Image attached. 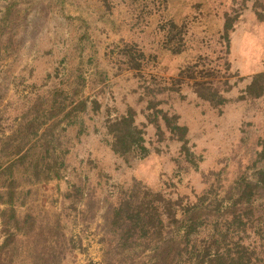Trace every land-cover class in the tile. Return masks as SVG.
Here are the masks:
<instances>
[{"label": "rangeland", "instance_id": "obj_1", "mask_svg": "<svg viewBox=\"0 0 264 264\" xmlns=\"http://www.w3.org/2000/svg\"><path fill=\"white\" fill-rule=\"evenodd\" d=\"M172 22L181 52L166 45ZM3 23L0 165L19 145L50 149L41 160L50 172L56 156L64 162L59 178L25 172L31 158L15 170L19 213L52 225L60 217L70 244L62 264L102 262L107 199L132 188L183 203L206 191L223 199L264 163V95L246 91L264 72V0H0ZM141 51L142 65L130 68L128 55ZM192 65L223 102L199 97L188 76L178 82ZM81 99L86 109L69 114ZM129 109L147 151L120 156L106 125ZM161 110L188 127L186 142L172 138ZM8 178L0 177V199Z\"/></svg>", "mask_w": 264, "mask_h": 264}, {"label": "trees", "instance_id": "obj_2", "mask_svg": "<svg viewBox=\"0 0 264 264\" xmlns=\"http://www.w3.org/2000/svg\"><path fill=\"white\" fill-rule=\"evenodd\" d=\"M170 24L166 45H177L175 50L179 52L182 43L174 33L177 25ZM3 25H0V37ZM141 52L138 57L128 55L130 68L142 65L145 54ZM187 71L191 74H185ZM179 76L178 82L186 76L194 80L193 88L199 97L216 105L225 100L211 82L195 76L193 65L180 71ZM246 91L252 98L264 95V72L252 77ZM75 103L69 114L87 107L86 99ZM64 109L62 105L61 112ZM160 113L172 138L186 142L188 127L178 122V115L164 110ZM106 129L114 153L129 156L136 151H147L143 131L138 128L132 109L109 120ZM31 132L38 134V127H31ZM12 140L7 137L6 144ZM260 144L258 156L264 159V137ZM23 147L19 145L10 153L14 157L0 165V177H9L4 185L7 191L0 199L3 205L0 207V264H62L70 244L60 217L52 225L31 212L19 213L17 188L21 183L15 177V170L31 158L33 163L25 172L31 170L42 179L59 178L63 175L64 162H59L56 156L54 170L50 172L52 166H41L50 149L37 154L31 147ZM208 193L183 203L162 195L151 198L147 191L142 194L138 188H132L124 191L117 203L107 199L103 214L106 247L102 262L95 264H264V163L253 179L237 178L225 198L213 199ZM93 206L92 196L87 209L92 210Z\"/></svg>", "mask_w": 264, "mask_h": 264}]
</instances>
